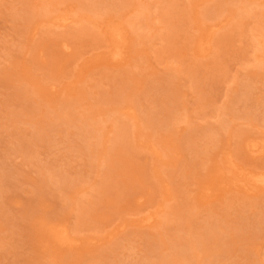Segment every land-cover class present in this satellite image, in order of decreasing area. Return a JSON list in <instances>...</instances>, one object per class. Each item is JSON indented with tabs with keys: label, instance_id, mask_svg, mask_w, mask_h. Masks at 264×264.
I'll return each instance as SVG.
<instances>
[{
	"label": "rangeland",
	"instance_id": "1",
	"mask_svg": "<svg viewBox=\"0 0 264 264\" xmlns=\"http://www.w3.org/2000/svg\"><path fill=\"white\" fill-rule=\"evenodd\" d=\"M137 1L144 10L120 0H93L92 10L86 8L89 0H0V264H109L111 257L121 264H154L157 252L169 264H191L175 254L188 237L175 233L173 219L189 207L198 211L185 223L192 236L206 233L201 227L214 217L222 220L221 243L228 242L206 243L195 253L202 264H264V188L249 185L246 192L216 182L224 180L220 168L225 176L230 169L264 171V150L251 153L242 146L245 135L264 133V66L254 67L249 38L257 19L244 12L216 15L231 4L219 0ZM253 2L252 9H264V0ZM206 8L223 26L213 28L202 56L197 37L213 23V16L202 15ZM146 11L149 25L140 13ZM44 13L65 16L67 24L33 21ZM109 25L124 28L120 60L110 56ZM226 35H232L229 44ZM122 80L132 86L122 87ZM120 93L127 95L122 111L136 115L137 138L132 120L118 111ZM148 115L168 126L146 124ZM121 127L131 158L112 152L122 141L116 137ZM167 131L177 151L158 167L141 134L158 140ZM188 134L193 138L183 141ZM204 136L217 137L219 150L213 161L205 155L195 168L205 177L197 181L200 175L188 177L186 170L203 161L201 152L209 147ZM96 139L95 153L81 150ZM189 144L200 155L189 152ZM55 172L76 186L60 188ZM108 176L114 184L104 188ZM212 183L204 197V186ZM198 193L204 199L197 210L192 202ZM186 200L191 204L184 206ZM151 213L154 218L145 221ZM57 218L67 221L76 244L51 242L46 225ZM172 235L180 238L177 247Z\"/></svg>",
	"mask_w": 264,
	"mask_h": 264
},
{
	"label": "bare ground",
	"instance_id": "2",
	"mask_svg": "<svg viewBox=\"0 0 264 264\" xmlns=\"http://www.w3.org/2000/svg\"><path fill=\"white\" fill-rule=\"evenodd\" d=\"M91 2L87 3V9L92 10L94 8V4L92 3L93 0H89ZM122 2V4L128 3V2H133L134 4V10H136V7H138V11L140 10H144L143 9V2L142 1H137V0H120V3ZM196 1L192 0L191 4H194ZM219 2H224V4L226 2L231 3L233 6L230 5H223L221 6L218 10H216L214 13L217 15H221L222 13H227L226 17L230 15H239V13H250L253 16H255V18L257 19V22L255 24H257V27L255 28H250L249 31V38L253 41L254 45L252 47L253 50V55L251 58V61L253 62L254 67L257 66H264V28L262 27V25L264 24V9H259L257 7H255L254 9H252L251 5L255 4L253 2V0H219ZM264 4V3H263ZM123 6V5H122ZM121 6V7H122ZM258 7H260L259 5H257ZM113 13L119 15V13H122V11H118L117 9H112ZM145 12H140L143 15V23L144 24H148V11ZM170 12V11H169ZM213 12V11H212ZM211 12L210 9L206 8L205 11L202 13V15L204 16H213L214 14ZM37 14V13H36ZM34 16V20L33 21H37L40 17L42 18H46L44 19V21L46 23H51L54 24L55 26L59 27V26H64L67 24V18L65 16H61L60 18H53L51 19V17H48L47 15L44 14H39ZM155 17V16H154ZM214 17V18H213ZM213 17H209V19H211V21L213 22L212 25H210L209 27H207V30L202 31L200 35L197 37V44H196V49L198 50V52L200 53V55H206V50L209 48L210 46V42L214 36V31L213 28L218 26V29H221L220 25L222 20L219 21L218 16H213ZM156 18V17H155ZM83 20V18H77L75 20L76 23H80ZM137 23V21H131L129 24L133 25ZM226 23H228V19L226 20ZM242 25V24H241ZM241 25H239L238 27L241 28ZM159 28V26H158ZM109 29V34H110V41H111V45L113 46V49L111 48L110 51V56L114 59V60H120L122 59L123 56V52L121 50V47L124 44V39H123V33H124V28L122 29L120 26H116V25H109L108 26ZM263 31V36L260 34V32ZM225 42L227 44L231 43L232 40V35H226L225 37ZM64 46H66L65 43H63ZM122 87H131L132 85H124L125 81L122 80ZM163 89H167L168 96L173 98L175 96L174 91H172V89L168 86L164 87ZM246 94L245 96L248 97V90H246ZM174 95V96H173ZM127 95L124 94L122 95V93H120V95L117 96V99L115 100L116 104H121L122 105H118L121 108L118 110L121 113H125L126 117H128V119L132 120V125L135 127L134 132V138H137L138 134V130L140 129V126L138 125V122L136 121V115L134 114V112L128 108L127 110L129 111H122L124 110V106H123V101L124 99H126ZM170 106L166 105L163 110H167V108H169ZM175 120V118H174ZM116 119H111V123L112 124H116ZM155 123V124H154ZM146 124L150 125L153 124L155 125V127H163L165 126V128L168 126V123H166V120L164 122L160 121V122H154L153 120V116L148 115L147 116V122ZM171 125V123H170ZM102 128V127H100ZM154 129V128H153ZM168 129V128H167ZM125 128L121 127L120 129L116 128V137L120 138L122 141L117 144L114 149L112 150V152H118V151H123L124 153H127L128 157H133L132 156V152L130 149V144L126 138L125 135ZM100 129H97V132H99ZM169 133L165 134V136H160V138L157 140L158 137H153L152 135H150L149 133H142L141 135H144V140L143 138L141 140L143 147L148 150V152L150 153V156L152 157L153 161V165H157L158 167L165 165L166 163H168V161L170 162V159L174 160V156L173 154L176 153L177 151V147L178 144L176 146L171 145L169 140L170 136L172 135L170 133V131H167ZM191 133V131H190ZM120 136V137H119ZM123 136V137H122ZM140 136V135H139ZM132 138V137H131ZM193 138L192 134H188L185 137L182 138V140L184 141L185 139L189 140ZM202 138V137H201ZM203 139V138H202ZM204 139L207 140L208 142V149L204 150L201 152V156H202V162H198V163H193L192 167L188 168L186 170V176L191 177V178H197L198 175H200L198 172L195 171V168H199L202 164H204V158L205 155L208 156V160L213 161L216 156L218 155V150H219V146H218V142H220V140L218 141L217 137L215 136H204ZM181 141V140H180ZM98 145L99 142L96 139L94 142H88L87 144H85L81 150L86 151L88 154L92 155L91 153H95L98 149ZM243 149L246 152H251V153H262L264 150V133L262 134V136H258V137H251V136H247L245 135L243 138V143H242ZM196 145L194 144H189V147L187 145V149L189 152H193L196 153L198 155H200V153L198 152V150L196 149ZM171 153V155H170ZM209 154V155H208ZM95 156V155H94ZM206 158V159H207ZM226 158V157H225ZM205 159V161H206ZM229 166H233L236 167L235 164H231V160L229 157L226 158ZM93 167V165L91 166ZM220 170L218 173L219 178L224 177V180L222 181H216L219 184H221L222 187H225L227 185H231V186H238V187H242V190H245L246 192H249L252 190L251 187H249V185H253L255 186L254 188H258V189H262L264 188V171H255L252 172L250 170H235V169H230V175L229 176H225V170L224 168H220L218 169ZM157 171V170H154ZM210 168H209V172H210ZM213 172V170H212ZM212 172H210L212 174ZM223 173V174H221ZM210 174V175H211ZM53 175H55L56 177H58V186L60 188L63 189H68L71 187H75L77 182H72L71 180H68L64 175H62L60 172H55L53 173ZM209 175V174H208ZM200 178H202L203 180L205 179V177H202L200 175L199 178L195 179L197 181H200ZM114 179L110 178L108 176V180L106 179V181L103 183V187L104 188H108L110 186H112L114 184ZM162 181V180H161ZM189 180L185 178L184 180V184L188 183ZM215 182V183H216ZM45 183V180H42L41 182V186H43ZM214 183V182H213ZM211 184L210 186L207 187L204 186L205 192H202V195L204 194V197L207 194V191L210 190L214 184ZM236 187V188H238ZM166 188V187H165ZM39 192H41V190L39 189ZM68 192V191H67ZM114 196L119 195V192H114L113 193ZM202 195H200L198 193V200L197 202H192L193 206L198 210L197 204L201 203L200 197H202ZM204 197H202L204 199ZM195 200V201H196ZM187 204H191V201L186 200L184 203V206H186ZM198 213V211L193 210V207H189L187 208L183 213H179L176 214V216L173 218L176 225L174 227V231L175 233L179 232V231H183V233L188 237V241L187 243H185V247H183L180 251H178L176 249V255L178 256H182L183 259L189 260L191 264H202L203 260H199L195 257V253L202 249L203 246H205L206 243L209 242H216L219 241V245H225L228 242H222L219 238H221V234L224 232L222 231V220L220 219H216L213 217V219L208 220L207 222H205V224L202 225V229L206 231V233H197L195 236H192L186 229H185V223H187L188 221H190L191 217H193L194 215H196ZM156 215V213H151L148 214L147 216H145L146 218L144 219L145 221H149L151 219L154 218V216ZM85 220V216L83 213V216L80 217V223H82ZM170 229V228H168ZM46 231H47V235L50 238L51 242L55 245L58 246H72L74 244H76V242L79 240V238L75 235L72 234V230L70 229L67 221L64 218H57L53 221H51L50 223H48L46 225ZM171 244L174 247H177L181 241L180 238L172 235L171 236ZM180 237V236H179ZM190 238V239H189ZM204 248V247H203ZM153 251V250H152ZM156 257V262H154V264H169L170 260L164 256L162 253L157 252L155 254ZM201 259V258H200ZM206 259H208V257H206ZM193 262V263H192ZM109 264H121L122 262H118L115 257H111L109 258V261L107 262Z\"/></svg>",
	"mask_w": 264,
	"mask_h": 264
}]
</instances>
